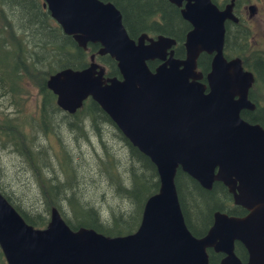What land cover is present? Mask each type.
<instances>
[{
	"label": "water",
	"instance_id": "water-1",
	"mask_svg": "<svg viewBox=\"0 0 264 264\" xmlns=\"http://www.w3.org/2000/svg\"><path fill=\"white\" fill-rule=\"evenodd\" d=\"M41 5L78 47L97 44L96 54L112 58L119 75L105 76L93 55L83 68L56 70L45 81L56 106L72 114L84 100L94 101L154 165L158 188L145 199L136 229L115 236L72 229L54 207L47 224L35 228L0 193L5 264H209L207 250L222 254L216 264H264V129L239 116L253 107L246 98L251 74L223 51L225 21H236L233 0L222 8L211 0H184L179 12L190 29L181 58L171 37H129L110 1ZM201 54L209 55L205 73L197 68ZM153 60L160 62L150 70ZM176 168L207 190L222 183L247 214L216 210L204 234L192 235L175 190ZM235 241L245 249L244 260L234 252Z\"/></svg>",
	"mask_w": 264,
	"mask_h": 264
},
{
	"label": "trees",
	"instance_id": "trees-1",
	"mask_svg": "<svg viewBox=\"0 0 264 264\" xmlns=\"http://www.w3.org/2000/svg\"><path fill=\"white\" fill-rule=\"evenodd\" d=\"M101 1L112 2L120 11L129 37L134 38L139 32L163 31L176 41L175 56L183 54L181 43L186 25L165 0ZM41 3L42 0H0V150L9 149L25 161L37 204H31L32 211L24 208L5 193L1 177L0 192L24 221L35 228L47 224L49 211L54 207L72 229L92 228L106 236L131 233L139 223L145 199L157 191L154 165L128 142L94 101L88 98L74 113L68 114L56 106L55 96L45 86L49 74L65 67L83 68L92 54L104 68L105 76L118 77L115 62L108 55H96L97 44L88 43L84 50L78 47L71 36L62 33ZM158 18L160 22H155ZM243 36L230 25L225 27L226 57L237 56L244 61ZM147 66L152 70L155 61H148ZM197 66L202 71L208 69L205 54L198 57ZM32 90L37 94L34 114L25 109ZM257 121L264 127V113ZM59 124L73 140L87 144L93 140L95 144L94 172L99 179L88 187L96 191L101 185L105 189L95 198L82 196L77 166L80 158L62 143ZM108 127L112 130L106 138ZM108 139L122 143L120 153L118 148L114 150L108 145ZM174 185L185 225L194 236L207 230L213 210L233 214L225 206L228 198L220 183L207 190L177 169ZM234 251L239 258H245L240 246ZM207 253L209 264H216L221 256L210 250ZM0 264H5L1 251Z\"/></svg>",
	"mask_w": 264,
	"mask_h": 264
},
{
	"label": "flooded vegetation",
	"instance_id": "flooded-vegetation-1",
	"mask_svg": "<svg viewBox=\"0 0 264 264\" xmlns=\"http://www.w3.org/2000/svg\"><path fill=\"white\" fill-rule=\"evenodd\" d=\"M165 1L171 4V7H173L177 11V14L181 19V21H183L186 25V29L184 30L182 35L183 38L182 40H184V36L186 32L190 29V24L181 17L179 12L180 8L184 4V0L182 1L180 6H176L172 4L171 2H169V0H165ZM211 1L214 4H216L218 8H222L224 5L228 4L230 0H211ZM231 13L236 17V21L227 19L225 21V27L227 25H230L235 33H244V36L241 38V40H244V45L242 47L244 48V52H243L244 61H242L240 57L239 59L241 60V66L243 70H246L251 74V82L247 88L246 98L253 105V107L251 109H247V108L241 109L239 112V116L248 123L259 124L264 129V127L257 121V119L261 116V114L264 113V0H233ZM159 18L155 20V22H160ZM141 33H144L148 37H153V38L157 35H164L171 37V35H167V33H164L163 31L158 32L157 30H154V32H149V33L139 32L133 39H135ZM175 44L176 41L172 46L174 56H175L174 53ZM183 54H184V50H183ZM183 54L179 56V58L183 57ZM206 56L208 57V67H209V55ZM233 57H237V56H233ZM153 61H155V66L160 62L157 60H153ZM207 70H204L202 72L205 73ZM201 80L204 81L203 78ZM177 169L180 170V168H176V170ZM214 183H220V182L214 181L212 184ZM220 184L224 187L227 196L226 198H228V201L225 202V206L230 207V209H232L233 212V214H228V215L244 216L245 214H247V210L245 208L233 203L231 194L227 192V189L222 183ZM221 197L223 199L222 193H221ZM221 197H218L219 201L221 200ZM216 210L217 209L211 212L210 224L212 222V214ZM236 246H240L242 251L245 252L244 247L237 241L234 242V248ZM219 254L221 256H219L218 261L222 257V254L221 253ZM245 257H246V252H245Z\"/></svg>",
	"mask_w": 264,
	"mask_h": 264
},
{
	"label": "rangeland",
	"instance_id": "rangeland-1",
	"mask_svg": "<svg viewBox=\"0 0 264 264\" xmlns=\"http://www.w3.org/2000/svg\"><path fill=\"white\" fill-rule=\"evenodd\" d=\"M96 61L99 63L98 60ZM36 103L37 94L34 90H32L25 104L26 111L28 113L34 114L36 110ZM3 104L6 105L5 102H3ZM62 126L63 125L61 124L58 125V132L61 135L62 143L65 142L67 145H69V150L73 149V151H76L80 158V163L77 161L76 162L77 166L79 167L78 180L79 183L82 182L80 185L83 189L82 196L85 199L87 197L95 198V196L100 195L101 191L105 190L101 185H99L100 187L96 188V191H93L90 186L88 187L89 183L95 184V182H97L99 179L97 174L94 172L95 161L93 157L95 155V150L93 147L95 144L93 143V140H88V144L83 140H73V138H71L72 136H70L69 133L66 132V129H64ZM107 130H109V132H106V138L110 137L112 128L108 127L106 131ZM108 145L114 150L118 148L117 150L120 153L119 150L122 147V143L118 142L116 139H108ZM25 165V161L23 162L21 157L16 153L5 148L0 150V177L2 181L1 183L5 189L3 190L8 196L21 202L24 208H30L32 211L34 210V207L31 204H37V202H35L37 199V194L32 179L26 172ZM107 195L108 194H105L106 197ZM38 208L40 210V207ZM203 213L205 214V212Z\"/></svg>",
	"mask_w": 264,
	"mask_h": 264
},
{
	"label": "bare ground",
	"instance_id": "bare-ground-1",
	"mask_svg": "<svg viewBox=\"0 0 264 264\" xmlns=\"http://www.w3.org/2000/svg\"><path fill=\"white\" fill-rule=\"evenodd\" d=\"M127 31V30H126ZM176 45V44H175ZM224 51V50H223ZM1 193V192H0ZM4 197V196H3ZM5 198V197H4ZM6 199V198H5ZM188 229V228H187ZM189 230V229H188ZM192 234V233H191ZM193 235V234H192Z\"/></svg>",
	"mask_w": 264,
	"mask_h": 264
}]
</instances>
